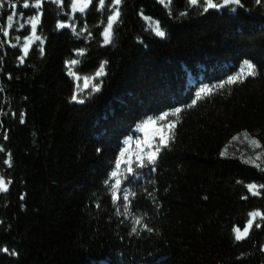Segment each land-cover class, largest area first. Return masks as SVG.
I'll list each match as a JSON object with an SVG mask.
<instances>
[{"label": "trees", "instance_id": "1", "mask_svg": "<svg viewBox=\"0 0 264 264\" xmlns=\"http://www.w3.org/2000/svg\"><path fill=\"white\" fill-rule=\"evenodd\" d=\"M18 2L23 26L34 11ZM93 2L81 13L72 0H42L41 44L24 61L20 38L1 51L0 176L11 183L0 192V264H264V0L207 13L188 0ZM114 8L121 18L105 45ZM9 13L0 9V36ZM240 73L242 83L228 82ZM172 121L159 167L133 163L143 178L122 180L113 201L109 173L131 175L123 161L147 156Z\"/></svg>", "mask_w": 264, "mask_h": 264}, {"label": "snow or ice", "instance_id": "2", "mask_svg": "<svg viewBox=\"0 0 264 264\" xmlns=\"http://www.w3.org/2000/svg\"><path fill=\"white\" fill-rule=\"evenodd\" d=\"M108 2L109 3L114 2L115 5L119 6V5H121L122 0H108ZM188 2L193 6H196L199 4L200 6H202L203 12H205V13L209 12L210 9L219 10V9H224V8L231 6V5L243 7L241 0H219V2H216V0H188ZM260 2H261V0H256L257 4H259ZM41 3H42V0H34L33 7L35 9H39L41 6ZM98 4L101 6V8H104L105 7V0H98ZM89 5H91L92 8L96 7L93 0H72V7L75 9V8H77V6H79L80 12H83L85 10V7H87ZM5 7L13 9L12 14L7 15V18H6L7 19V28H6V30L3 31V35L5 37H7V36H9L10 31L13 28V21H14L15 16H16L15 9H17L19 7V5L16 3H13L12 0H7V2H6V0H0V9H3ZM23 7L25 9H28L30 7L28 0H24ZM232 11L235 12L236 8H232ZM39 15H41V14L38 13L37 16H33L30 18L33 36H35V39H37V40L41 39L39 36L35 35ZM181 15H186V13H181ZM120 18H121V11L118 8H114L113 14H110L107 17V28H108V30L113 29V22L116 21L117 23H119ZM58 27L64 28L65 26H64V24H59ZM109 35H110L109 31H104V37L106 39L109 37ZM155 35L158 37H161V38H165L167 35L166 30H162L161 26L159 25V22H157ZM24 39L29 40L30 37L25 36ZM12 47L15 48L16 45H12ZM28 47H29L28 44L24 45L25 55H27V53H28ZM39 51H40L41 55L44 54V50L42 47L39 48ZM20 59L22 61L23 57H20ZM243 63H244V65L247 66V69H248L247 76H255L257 74L256 73V66L251 61L244 60ZM64 64L66 66L77 65L78 61L76 59L65 60ZM105 64H107V61L103 62L100 65L99 70L95 73V77H103V76L107 75V72L105 71ZM69 74L75 76V73L72 72L70 69H69ZM241 75H242V73L237 74L236 76H229L228 82L232 83V84L242 83L243 80L241 79ZM102 84H103L102 80L97 82L96 85L94 86L93 90L97 93L100 92ZM202 91H204V89H202ZM208 91L211 92L210 89H208ZM71 99L76 100L77 97L75 95H73ZM78 102L83 104L84 100L81 99ZM196 102H197L196 100H193L192 104H195ZM188 106L190 107L191 105H188ZM154 111L161 112V115L159 117L160 119H164L165 117L168 116V113L163 112L162 110H154ZM173 112L174 113H180L181 108L174 107ZM152 119H153L152 116H148L147 121H145V123L152 121ZM21 123H23V120H21ZM175 127H176V121H172V122L168 123L166 126H164L163 128H158L156 130L155 138L158 140V143H155V144L149 146L151 148V151L147 156L138 155L135 161H133L131 159L123 161V163L127 167V172L131 175H123L122 176L118 171H111L109 173V176L111 178L115 179V183L111 186L113 189V191H112V200L113 201H116L118 199L117 189H119V186L121 185L122 180L126 181L127 184H132L133 181H139L143 178V176L145 174L144 171H141L140 173L134 172V169L132 167L133 163H135L140 170H146L147 173H151V172L156 171V169L159 167V160L162 159V152H166L169 149L171 142L174 140V135H173L171 130L175 129ZM6 138L7 137H5V139ZM99 151H100V149L97 148V152H99ZM9 155H11V154L9 153ZM124 155H125V153L123 151H120V157H123ZM7 163H9V166L11 167L10 161H8ZM121 163H122V160L119 157L115 159L116 169L120 168ZM117 177H120V178H117ZM6 183H11V181L6 182L5 179L2 176H0V192H7L8 191V188L6 187ZM103 183L108 184V179H105L103 181ZM253 187H256V186L255 185H249V188H253ZM261 187H264V186H261ZM123 192L125 193L122 197L123 201L124 202L129 201V195L127 194L128 189L124 188ZM256 194H258V193H256ZM133 195H135V193H133ZM245 199H247V197H245ZM124 210H125V212L128 211V204L127 203L124 204ZM257 215H258V213H256V212L251 213V216H253V217H256ZM135 223L139 224L140 220L136 219ZM251 223L252 222L249 221V228L251 227ZM144 228L148 232L153 231V229L148 227L147 224H144ZM131 231H132V233H136L137 229L135 227H132ZM235 232L237 233V235H236L237 240H242L245 238L244 236H242L240 234L241 233L240 228H236ZM3 251L8 252V249L5 248Z\"/></svg>", "mask_w": 264, "mask_h": 264}, {"label": "rangeland", "instance_id": "3", "mask_svg": "<svg viewBox=\"0 0 264 264\" xmlns=\"http://www.w3.org/2000/svg\"><path fill=\"white\" fill-rule=\"evenodd\" d=\"M18 1H20V0H12V2L13 3H16V4H18L19 2ZM55 1V0H54ZM29 2H30V8L31 9H33V11H34V13H33V15L32 16H37V14H36V10L37 9H35L34 7H33V5H34V0H29ZM87 8H88V6L87 7H85V10L83 11V12H81V13H85L86 11H87ZM4 9V11H10L11 12V14H12V12H13V9H10V8H7V7H5V8H3ZM74 11H79V6H77V8H75L74 9ZM15 12H16V14L17 13H19L20 12V10L17 8V9H15ZM80 12V11H79ZM10 14V13H9ZM73 14H75V12H73ZM1 15H2V13H1ZM39 18H40V15H39V17H38V23H39ZM38 23H37V26H38ZM114 23V22H113ZM115 24H113V26H114ZM7 26V25H6ZM5 26V27H6ZM23 26H25V27H31V23H30V19L29 20H26L24 23H23ZM23 26L20 24L19 26L18 25H16V21H15V19H14V21H13V28H12V30L10 31V33L12 34V33H14L16 30H22L23 29ZM26 29V31L23 33V35H22V37H20L17 33L14 35V41L13 42H7V43H5L4 41L3 42H0V73H2V70H3V65H4V57L3 56H1V51H2V49L4 50V52H6V50H10V49H13V47H12V44L15 42V43H17V42H19L18 40V38H20V39H22V40H20V43L22 44V50H17V51H19L20 52V54L22 55V57H23V60L22 61H24L25 59H26V57H27V55H28V53L32 50V47H34L33 46V44H41V41L40 40H37V39H35V36H33V32H32V28H25ZM105 31H109L110 32V35H111V33H112V29L111 30H108V28L106 27V29H105ZM35 35L36 36H38L37 35V30H36V33H35ZM110 35H109V37L106 39L105 37H104V40H105V45H107V44H109L110 42ZM3 36L4 35H1L0 36V40H3ZM25 36H28V37H30V39L29 40H25L24 39V37ZM9 39V37H7V40ZM25 44H28V53H27V55H25V53H24V45ZM21 49V48H20ZM21 57V56H20ZM20 61H21V59H20ZM97 79H102V77L101 78H97ZM92 85L93 84H96V82H92L91 83ZM95 86V85H94ZM101 90H102V87H101ZM100 90V91H101ZM92 92L93 93H97V92H95L94 90H92ZM99 93V92H98ZM256 221V219L251 223V225H253V223Z\"/></svg>", "mask_w": 264, "mask_h": 264}, {"label": "water", "instance_id": "4", "mask_svg": "<svg viewBox=\"0 0 264 264\" xmlns=\"http://www.w3.org/2000/svg\"><path fill=\"white\" fill-rule=\"evenodd\" d=\"M232 6H234V5H231V6H228V7H232ZM227 8V7H226Z\"/></svg>", "mask_w": 264, "mask_h": 264}, {"label": "bare ground", "instance_id": "5", "mask_svg": "<svg viewBox=\"0 0 264 264\" xmlns=\"http://www.w3.org/2000/svg\"><path fill=\"white\" fill-rule=\"evenodd\" d=\"M16 17V16H15ZM209 85V84H208ZM181 103H183V102H181Z\"/></svg>", "mask_w": 264, "mask_h": 264}]
</instances>
